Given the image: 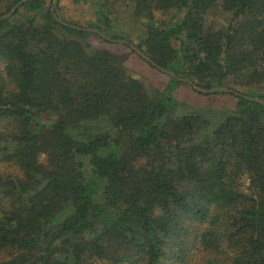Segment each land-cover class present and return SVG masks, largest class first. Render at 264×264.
Wrapping results in <instances>:
<instances>
[{"label":"trees","instance_id":"trees-1","mask_svg":"<svg viewBox=\"0 0 264 264\" xmlns=\"http://www.w3.org/2000/svg\"><path fill=\"white\" fill-rule=\"evenodd\" d=\"M52 3L0 22V264H264V106L243 98L264 101V0L57 2L64 22L239 93L202 137L171 96L191 86Z\"/></svg>","mask_w":264,"mask_h":264},{"label":"rangeland","instance_id":"rangeland-1","mask_svg":"<svg viewBox=\"0 0 264 264\" xmlns=\"http://www.w3.org/2000/svg\"><path fill=\"white\" fill-rule=\"evenodd\" d=\"M71 11V10H70ZM69 11V12H70ZM72 15H75L80 21H86L90 18V15L84 13L79 14L76 11H71ZM217 22L218 19H213ZM122 34L131 35V40L134 44L138 43L137 36L141 34V29L136 25H131L130 22L124 21L122 19L121 25L116 28ZM124 40H129L128 37L123 35ZM165 80L169 81V78L163 77ZM145 86L150 89L153 83L149 80H143ZM171 96L175 102L179 105L177 107L175 114L182 115L185 113L196 114L201 116L203 119L209 122V127L205 130H201L199 137H202L211 130H213L224 117H226L225 112H233L235 110V99L229 96L220 95V93L213 94H202L194 91L192 88L185 85H178L173 87ZM105 125V124H102ZM103 128V127H101ZM9 168L13 170V167H9L5 164H0V170ZM93 264H107L105 262L95 261Z\"/></svg>","mask_w":264,"mask_h":264},{"label":"water","instance_id":"water-1","mask_svg":"<svg viewBox=\"0 0 264 264\" xmlns=\"http://www.w3.org/2000/svg\"><path fill=\"white\" fill-rule=\"evenodd\" d=\"M27 1H29V0H19L6 14H4L3 16L0 17V22L11 18L13 16V14L16 12V10L22 4H24ZM57 2H58V0H53L52 6H51V9H50V13H51L52 17L54 18V20L57 23L65 26V27H69L71 29H74V30L96 33L99 36H101L104 40H106L108 42H111V43H114V44L127 45L133 51H135L139 56H141L146 62L150 63L154 68H156L157 70L161 71L162 73H164L166 75H169L171 77L176 78L178 81H181L182 83H185V84L191 86L194 90H196L199 93H202V94L228 93V94H234L235 96H240L239 93H236L234 90L228 89V88H214V89L201 88V87L197 86L195 83H193L192 81L179 78V77H177L176 74H174V73H172V72H170V71H168V70H166L164 68L159 67L156 63H154L147 56H145L135 45H133L132 43H130L128 41L110 39V38H107L106 36H104L98 30L89 29V28H82V27L71 25V24H68V23L64 22L59 17H57L56 14H55V8H56V5H57ZM243 98L248 100V101H250V102H254V103H257V104H260V105L264 106V101L261 100V99L251 98V97H247V96H244Z\"/></svg>","mask_w":264,"mask_h":264}]
</instances>
